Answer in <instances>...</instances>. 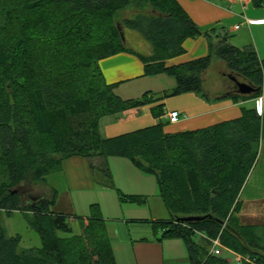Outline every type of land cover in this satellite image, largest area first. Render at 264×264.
Instances as JSON below:
<instances>
[{
  "label": "trees",
  "instance_id": "1",
  "mask_svg": "<svg viewBox=\"0 0 264 264\" xmlns=\"http://www.w3.org/2000/svg\"><path fill=\"white\" fill-rule=\"evenodd\" d=\"M130 12L121 18V13ZM120 28L139 33L151 47L138 54L144 76L174 77L173 89L159 96L145 93L123 100L107 84L99 61L127 51ZM205 34L209 53L177 66L166 61L184 54L183 42L202 31L175 0H0V264H116L100 208L79 218L81 233L70 234L67 217L50 210V199L22 203L17 188L46 184L64 160L81 157L92 169L111 177L107 159H127L134 168L155 178L158 197L169 213L153 222L163 239L183 242L185 264H229L210 253V239L242 259L264 264V225L240 224V193L257 160L264 139V112L241 107L240 117L187 132L166 133L156 125L104 138L100 120L185 93L209 101L202 75L212 58L259 91L225 97L235 103L264 95V60L253 46L237 48L227 33ZM162 107L152 111L160 117ZM99 165H95L96 163ZM95 163V164H94ZM143 196L119 194V201L143 204ZM31 213L30 226L39 248L20 250V236H8L1 214ZM211 215L200 222H176L175 217ZM27 216V215H26Z\"/></svg>",
  "mask_w": 264,
  "mask_h": 264
},
{
  "label": "crops",
  "instance_id": "2",
  "mask_svg": "<svg viewBox=\"0 0 264 264\" xmlns=\"http://www.w3.org/2000/svg\"><path fill=\"white\" fill-rule=\"evenodd\" d=\"M175 1L197 27H199L203 34L195 39H186L182 44L184 54L167 60L165 63L167 67L177 66L207 56L209 53V41L204 35L210 34L211 40L215 42L212 36L213 30L214 35L217 33H227L231 36L229 43L234 47L241 49L245 46H253L258 59L264 60V0H246L243 3H232L229 0ZM247 21H250V23ZM236 26H238L237 29H235ZM119 30L123 35L124 40H122V43L127 51L99 61V68L105 82L116 85L114 93L123 100H130L140 98L145 93L159 96L163 92L173 89L176 81L172 76L167 74L144 76V64L137 55L140 54L147 57L152 54V50L141 35L135 31L123 28ZM216 63L222 62L216 57H213L208 70ZM203 75L204 87L205 79ZM231 92L232 86H229L220 95L217 92V96L214 98L208 96L209 101L200 98L195 93H185L156 101L140 108L130 109L116 115L102 118L100 120V132L104 138H112L156 125L159 121L167 123L164 127L166 133L200 130L240 117L241 107H246L248 104L251 106L247 108L254 107L258 109V99L264 96L260 95L256 99L235 103L232 99L225 97ZM159 106L162 107L163 115L154 118L152 111ZM262 106L263 113L264 97L262 99ZM171 111H178L180 113V120L177 123L170 124L168 122L167 114ZM62 168L68 179L72 171L74 174L78 171L76 175H79L80 178L84 175L85 180L88 178L90 180L91 178L90 173L92 174V172H90L89 162L84 158L72 157L66 159L62 163ZM126 176H129L135 182V188L138 192L134 196L148 198L154 194L152 193L154 190L157 192L156 181L153 176L142 174L137 169L135 172L128 171ZM80 178L75 181L74 187L78 188L84 184ZM85 185L90 189L92 188L90 182ZM172 242L175 243L171 244L174 245L173 248H175V251L168 252L169 257L164 255V246H162V243L156 246V243L150 242L145 247L152 249L155 245L157 250H154V254L147 250L148 258H141L137 264L187 263L188 254L183 242L179 239H175ZM137 245L136 249L143 246V243L137 242Z\"/></svg>",
  "mask_w": 264,
  "mask_h": 264
},
{
  "label": "rangeland",
  "instance_id": "3",
  "mask_svg": "<svg viewBox=\"0 0 264 264\" xmlns=\"http://www.w3.org/2000/svg\"><path fill=\"white\" fill-rule=\"evenodd\" d=\"M129 14L128 11L123 12L121 18L127 17ZM203 76L205 79L204 91L207 96L212 98L217 96V92L220 95L221 92H225L229 86L234 84L230 79L231 76L237 77L226 69L223 62L213 64ZM237 79L243 81L240 77ZM250 106L248 104L246 107ZM106 163L111 177H106L98 168H90V172H92V174L90 173V180L89 178L85 180L84 175L80 178L79 175H76L78 171L76 174L72 171L68 179L62 168L60 171L49 175L46 178V184L27 183L18 187L17 191L21 195L23 205L30 206L37 200L50 199L52 197L51 188L56 190L55 205L50 210L64 214L72 230L70 234L57 232L60 237L79 235L81 233L79 218L88 217L90 206L97 204L111 241L116 264H137L141 258H148L147 250L154 254V250H157L156 246L161 243L164 246V255L169 257L168 252L175 251L174 245H171L175 244L172 242L175 239L159 241L161 230L155 229L153 225V222L157 220L169 218V213L157 196L156 190L141 205L119 201V194L136 195L138 192L135 188V182L126 176L128 171L135 172L136 169L124 158H108ZM95 165H99L98 161ZM79 178L84 184L76 188L74 183ZM89 182L92 185L91 189L85 185ZM239 198L242 203L241 210L237 215L239 223L264 225V139L261 141L257 160ZM32 216L31 213L19 211H14L9 216L5 212L1 214V223L7 235L20 236V250L41 246L39 234L26 219ZM137 242H142L143 246L136 249ZM150 242L156 243L155 249L154 247L152 249L145 247ZM217 256L225 258L229 264H241L242 261L239 255L234 254L223 245L221 253Z\"/></svg>",
  "mask_w": 264,
  "mask_h": 264
},
{
  "label": "water",
  "instance_id": "4",
  "mask_svg": "<svg viewBox=\"0 0 264 264\" xmlns=\"http://www.w3.org/2000/svg\"><path fill=\"white\" fill-rule=\"evenodd\" d=\"M120 36L122 40H124L122 33H120ZM230 79L233 81L234 86L236 88V93L239 95H251L255 94L259 91V88H253L250 85H248L245 82H241L237 79V77H230ZM213 217L211 215H205V216H189V217H183V216H177L175 217L176 222L179 223H187V222H200L204 220H211Z\"/></svg>",
  "mask_w": 264,
  "mask_h": 264
},
{
  "label": "built area",
  "instance_id": "5",
  "mask_svg": "<svg viewBox=\"0 0 264 264\" xmlns=\"http://www.w3.org/2000/svg\"><path fill=\"white\" fill-rule=\"evenodd\" d=\"M232 3H243L246 0H229ZM248 23H250V21H247ZM238 26L235 27V29H237ZM264 96H261L258 99V109H257V114L260 116L262 114L263 111V106H262V99ZM180 120V113L178 111H171L168 113V122L170 124H174L177 123ZM210 243H211V249H210V253L217 256L221 253V248L222 245L219 241V238H215V239H210Z\"/></svg>",
  "mask_w": 264,
  "mask_h": 264
}]
</instances>
